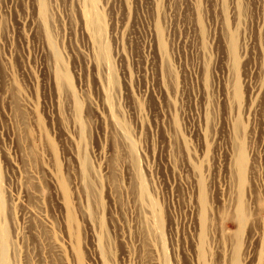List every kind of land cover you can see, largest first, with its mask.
Listing matches in <instances>:
<instances>
[{
  "label": "rangeland",
  "instance_id": "374dc122",
  "mask_svg": "<svg viewBox=\"0 0 264 264\" xmlns=\"http://www.w3.org/2000/svg\"><path fill=\"white\" fill-rule=\"evenodd\" d=\"M0 210L6 264H264V0H0Z\"/></svg>",
  "mask_w": 264,
  "mask_h": 264
},
{
  "label": "bare ground",
  "instance_id": "6f19581e",
  "mask_svg": "<svg viewBox=\"0 0 264 264\" xmlns=\"http://www.w3.org/2000/svg\"><path fill=\"white\" fill-rule=\"evenodd\" d=\"M48 17V16H47ZM88 17V15H87ZM46 20V19H45ZM43 22V21H42ZM46 22V21H45ZM87 24L86 26H89L88 24L91 22L90 20H86ZM93 26V25H92ZM95 26V25H94ZM91 32V31H90ZM90 38V37H89ZM97 39V38H96ZM58 63V62H57ZM1 212V210H0ZM8 241L5 240L4 238L1 237V234H0V264H6L8 263L6 261L7 259V256H6V252H7V248H8Z\"/></svg>",
  "mask_w": 264,
  "mask_h": 264
}]
</instances>
